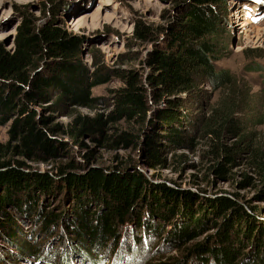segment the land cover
<instances>
[{"label": "trees", "instance_id": "obj_1", "mask_svg": "<svg viewBox=\"0 0 264 264\" xmlns=\"http://www.w3.org/2000/svg\"><path fill=\"white\" fill-rule=\"evenodd\" d=\"M219 1L190 0L189 7L178 21L180 31H169L172 39L167 42L166 51L151 53L150 71L144 77L146 85L142 82V75L128 69L123 75L125 85L115 90L113 110L105 118L101 115L94 119L79 116L73 122L72 135L100 134L105 142L137 144L143 139L140 134L133 136L125 131L106 129L109 123L116 124L125 118L143 121L148 109L147 93L152 91L153 99L160 102V107L148 123L166 131L161 137L177 145L181 132L177 127L182 123L179 106L185 102V97L193 95L198 85L208 82L220 87L222 95L198 119V135L190 136L189 144L204 139L206 170L217 177L230 178L235 175L233 171L241 167L243 171L239 173L241 180L238 184L242 189L260 186L257 197L264 199V133L258 129L264 123L262 89L260 93L250 91L238 76L214 63L220 47L217 37L220 11L215 8ZM136 33L145 37L149 30L138 26ZM14 41L15 48L11 52L0 45V120H7L16 112L10 130L13 142L0 144V235L10 240L16 238L15 223L5 210L13 208L28 218L37 217L41 228L49 232L64 223L63 234L58 233L55 237L58 239L52 238L54 242L58 241L57 245L53 242L54 249L48 242L49 247L42 254L19 250L20 255L31 257L28 261L37 259L35 262L74 264L75 260H83L84 264H122L114 263L111 258L115 254L118 230H124L125 237L139 243L141 237L146 239L150 233L151 213L159 214L162 210L175 214L181 204L185 222L177 227L171 242L175 249L183 247V255L172 261L155 258L152 264H211L209 257L214 259L213 264H235L237 258L234 259L231 252V238L237 232L252 237L255 223L251 214L256 211L248 199L240 200L242 196L238 192L203 197V202L192 212V201L187 199L189 195H184L183 190L149 182L135 166L126 171L119 166L112 170L93 168L84 175H76L66 170L74 165L69 162L56 174L27 176L30 174L22 169V161H11L6 157L10 153L12 157L24 156L32 160L42 154L53 155L56 148L50 134L57 129L47 127L45 118H36L32 104L44 102L49 98L47 89L56 86L60 91L58 100L64 98L71 106L90 107L94 102L90 98V87L105 78L100 73L87 80L89 74L85 66L73 60L78 39L56 25L36 24V19L25 16L17 26ZM42 59L45 60L43 65L50 64L48 70L38 68ZM181 92L185 96L181 97ZM144 140L150 147V158L156 159L159 154L156 142L147 135ZM192 146L195 147L196 142ZM53 186L59 191L60 188H69L75 193V208L63 221L60 214L47 217L39 211L38 194H48ZM85 195L96 201L94 210L86 207ZM217 214L222 221L209 222L212 227L205 230L216 227L215 240L208 237L185 246L197 237L203 226H208V217ZM145 215L149 216L146 220ZM11 222L14 225L5 228ZM258 233L252 254L236 264H264V229H259ZM63 240H68V246L65 243L61 248L59 244ZM94 244L101 249L93 248ZM53 255L56 262L52 261Z\"/></svg>", "mask_w": 264, "mask_h": 264}, {"label": "rangeland", "instance_id": "obj_2", "mask_svg": "<svg viewBox=\"0 0 264 264\" xmlns=\"http://www.w3.org/2000/svg\"><path fill=\"white\" fill-rule=\"evenodd\" d=\"M189 3L190 0H0V45L6 50H14L17 26L28 16L36 19V24L56 25L60 30H65L78 39L77 53L73 60H78L85 66L89 74L87 80L90 81L100 73L105 75L102 82L90 87V98L94 99L90 107L71 106L64 98L58 100L60 91L56 86L47 89L49 98L43 100L44 102L32 104L36 118H45L47 127L53 126L57 129L50 134L56 148L53 155L42 154L32 160L24 156L12 157L10 153V157H6L11 161H22V169L26 174H30L27 176L56 174L60 167L68 166L69 162L74 165L72 169L66 170L76 175H84L93 168L112 170L113 167L119 166V169L126 171L127 168L135 166L149 182L164 183L183 190L184 195H189L187 199L192 201V212L205 197L238 192L242 196L240 200L248 199L256 207V211L251 214L255 223L252 237L237 232L236 237L231 238V252L235 256L234 259L237 258L236 264L252 254L255 249L254 239L260 234L259 229H264V199L257 197L256 192L260 186L242 189L238 184L241 180L239 173L243 171L241 167L233 171L235 175H231L232 178L210 174L204 162L207 159L203 155L206 150L202 145L204 139H196L195 147L192 146L194 143L189 144L188 140L190 136L198 135L197 121L218 101L222 95L220 87L204 82L197 86L193 95L184 98L185 102L179 106V118L182 123L177 127L181 130L177 145L168 141V138L161 137V133L166 131L148 123L160 107V102L154 101L152 91L147 93L148 109L142 118L143 121L138 118H125L116 124L109 123L106 129H111V132L125 131L133 136L140 134L143 139L137 144L105 142L100 134H83L78 137L72 135L74 130L71 128L75 125L73 122L79 116L94 119L101 115L105 118L113 110L115 90L125 85L123 75L128 69L142 75V82L146 85L144 77L150 71L151 53L154 50L166 51L167 42L172 39L169 31H180L178 21L189 7ZM215 8L220 11L217 34L220 47L219 56L214 63L218 68H226L238 76L241 82L243 81L242 85H246L250 91L257 90L260 93L262 89L264 110V0H220ZM138 26L148 28L147 36L137 35ZM44 61L42 59L38 64L40 70H48L50 67V64L43 65ZM180 96H185V93L181 92ZM15 117L16 112H13L7 120H0V144L13 142L10 130ZM258 129L264 133V123L259 125ZM146 135L156 142L159 153L156 159L150 158V147L144 143ZM60 189L59 191L58 187L53 186L48 194L39 193L38 206L42 215L51 217L60 214L63 221L75 208V193L69 188ZM83 200L88 201V209L94 210V207H97L96 201L90 195L83 196ZM5 210L15 223L16 238L10 240L0 235V259H3L0 264H49L35 262L37 259L30 262L28 259L31 257L20 255L19 250L26 249L29 254H42L48 249V242H51L50 245L54 249V244L57 245L58 241L54 242L52 238L58 239L55 238L56 235L63 234L64 223L56 224L57 226L49 232L41 228L37 217L28 218L13 208ZM151 214L153 217L150 221V233L146 239L141 237L139 243L125 237L124 230L119 227L115 254L111 255L114 263L152 264L155 258L163 257L166 261H172L183 255V247L175 249L171 242L177 227L185 222V212H182L181 204L176 208L175 214L162 210L159 214ZM208 218V226H203L197 237L185 246L204 241L208 237L212 241L215 240V234L218 232L216 227L205 230L212 227L209 222L216 220L219 223L222 218L219 214ZM13 222L5 225V228L12 227ZM67 241L63 240L59 244L61 248L65 243L68 246ZM124 241L126 242L123 243ZM92 246L101 249L97 244ZM55 258L53 255V262H56ZM208 261L213 264L214 259L209 257ZM84 263L83 260H75L74 264Z\"/></svg>", "mask_w": 264, "mask_h": 264}]
</instances>
